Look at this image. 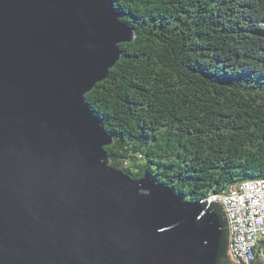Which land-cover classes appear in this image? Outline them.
Instances as JSON below:
<instances>
[{
    "label": "water",
    "instance_id": "water-1",
    "mask_svg": "<svg viewBox=\"0 0 264 264\" xmlns=\"http://www.w3.org/2000/svg\"><path fill=\"white\" fill-rule=\"evenodd\" d=\"M134 37L112 0H0V264H240L218 198L110 164L85 95Z\"/></svg>",
    "mask_w": 264,
    "mask_h": 264
},
{
    "label": "trees",
    "instance_id": "trees-1",
    "mask_svg": "<svg viewBox=\"0 0 264 264\" xmlns=\"http://www.w3.org/2000/svg\"><path fill=\"white\" fill-rule=\"evenodd\" d=\"M112 2L135 37L85 95L110 164L185 201L264 178V0Z\"/></svg>",
    "mask_w": 264,
    "mask_h": 264
},
{
    "label": "built area",
    "instance_id": "built-area-1",
    "mask_svg": "<svg viewBox=\"0 0 264 264\" xmlns=\"http://www.w3.org/2000/svg\"><path fill=\"white\" fill-rule=\"evenodd\" d=\"M218 199L229 220L231 259L264 264V184L232 188Z\"/></svg>",
    "mask_w": 264,
    "mask_h": 264
},
{
    "label": "bare ground",
    "instance_id": "bare-ground-1",
    "mask_svg": "<svg viewBox=\"0 0 264 264\" xmlns=\"http://www.w3.org/2000/svg\"><path fill=\"white\" fill-rule=\"evenodd\" d=\"M113 6H114V4H113ZM114 9H115V7H114ZM257 182H259L260 184H264V178H260V179H256V180H245V181H240L238 183H234V184L230 185V190H228L227 192H230L232 188L244 187L245 184H246V186H257ZM227 192H223L225 194L220 193L221 195H219V194H211L208 197H204L202 199H207L208 201H211L214 198H221L223 196H226Z\"/></svg>",
    "mask_w": 264,
    "mask_h": 264
},
{
    "label": "rangeland",
    "instance_id": "rangeland-1",
    "mask_svg": "<svg viewBox=\"0 0 264 264\" xmlns=\"http://www.w3.org/2000/svg\"><path fill=\"white\" fill-rule=\"evenodd\" d=\"M256 179H260V178H249V179H245V180H256ZM245 180H242V181H245ZM228 190H230V187H229ZM222 194H225V193H222ZM219 195H221V194H219ZM207 197H208V196H207Z\"/></svg>",
    "mask_w": 264,
    "mask_h": 264
}]
</instances>
